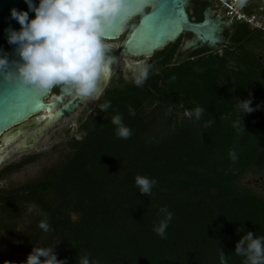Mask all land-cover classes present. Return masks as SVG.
<instances>
[{
  "label": "trees",
  "instance_id": "1",
  "mask_svg": "<svg viewBox=\"0 0 264 264\" xmlns=\"http://www.w3.org/2000/svg\"><path fill=\"white\" fill-rule=\"evenodd\" d=\"M231 32L221 52L177 60L180 39L164 47L143 85L121 78L105 91L67 160L0 191V236L26 222L20 254L0 264H23L32 247L55 245L67 264L84 256L91 264H222V252L226 264H245L234 251L240 236L264 237V195L241 182L264 175V35L240 22ZM249 97L259 107L236 127L239 100ZM117 114L127 139L116 135ZM31 161L3 167L0 177ZM137 176L156 181L150 195L139 193ZM162 207L172 213L163 237L154 230ZM45 220L47 233L38 227Z\"/></svg>",
  "mask_w": 264,
  "mask_h": 264
},
{
  "label": "clouds",
  "instance_id": "2",
  "mask_svg": "<svg viewBox=\"0 0 264 264\" xmlns=\"http://www.w3.org/2000/svg\"><path fill=\"white\" fill-rule=\"evenodd\" d=\"M28 10L12 8L10 16L19 24V29L11 26L5 29L7 43L13 46L15 59L8 54H0V75L6 78L15 75L19 81L38 92L54 87H71L83 98L98 100L105 88L100 84V68L104 63L107 45L105 34L118 22H123L129 12L128 0H24ZM30 13L34 18H30ZM14 69V72H13ZM133 80L141 86L149 77V68L139 66L132 69ZM110 103L101 105L106 112ZM242 119L236 127L244 126V117L257 110L253 98L241 99L237 105ZM204 109L197 107L192 115L199 119ZM111 122L116 126L118 138L127 139L131 129L124 125L122 116L117 114ZM245 128V127H244ZM107 154V153H103ZM109 155V154H108ZM233 159L235 154L233 153ZM107 170V168H106ZM135 184L143 196L150 195L156 181L146 176H137ZM31 212L32 209L29 208ZM159 212L165 217L155 231L163 237L172 219L167 207ZM38 227L45 233L50 225L41 221ZM235 253L245 258V264H264V237L247 230L236 242ZM23 264H67L59 259L54 247H32ZM79 264H91L87 256L81 257ZM150 264V262H149Z\"/></svg>",
  "mask_w": 264,
  "mask_h": 264
},
{
  "label": "water",
  "instance_id": "3",
  "mask_svg": "<svg viewBox=\"0 0 264 264\" xmlns=\"http://www.w3.org/2000/svg\"><path fill=\"white\" fill-rule=\"evenodd\" d=\"M187 1L128 0L130 7L126 18L123 22L114 24L105 34L104 39H117L122 34L125 24L132 16L144 8H147L148 11L140 16L137 24L131 25L128 34L122 42L119 55L106 59L101 65L100 84H105V81L109 79L110 73H112L113 68L118 62L123 63L129 76H133L132 69L143 65L144 61H132L127 56H151L156 51L175 42L184 32L192 35V38L187 43L188 48L206 47L215 49L222 46L227 38L221 37L219 33L221 28L229 25V22L222 20L221 16L213 18L209 12L205 14L202 21L193 22L186 11ZM36 2L38 3V0ZM12 8L27 11L28 6L24 0H0V54H8L10 59H15L13 46L7 43L5 35L6 28L11 26L18 30L20 27L15 20L11 19L10 10ZM181 15L182 19L180 18ZM30 18H34L33 13H30ZM107 48L115 50V47ZM120 58H124L125 63ZM51 90L38 92L22 84L15 75L7 78L4 75H0V138L2 139L0 150L13 152L22 150L23 147H36L43 130L39 134H31L28 131L34 124H30L29 127L25 128L24 126L30 123L31 120L36 122L37 119H34V116H42V112L47 114L46 119H41L45 121V125L59 121L61 117H68L73 109L77 107L78 102H81L83 99L81 98L77 102H74L73 99L63 104L62 98L58 97L55 102H46V98L49 97ZM60 91L64 95H70L74 92L71 87L67 86L61 87ZM57 104L61 106L55 110L54 108ZM52 110L55 111L53 112ZM49 112L52 114L51 117L48 115ZM18 129L23 131V135H19L21 134L19 132L17 135L11 136ZM32 138H34V141L32 144H29ZM17 147L20 149H17ZM79 218V214L72 215L74 222H77ZM220 260L222 264H226L223 252L220 255Z\"/></svg>",
  "mask_w": 264,
  "mask_h": 264
},
{
  "label": "rangeland",
  "instance_id": "4",
  "mask_svg": "<svg viewBox=\"0 0 264 264\" xmlns=\"http://www.w3.org/2000/svg\"><path fill=\"white\" fill-rule=\"evenodd\" d=\"M248 6L249 3L259 2V7L264 8V1L261 0H244ZM147 8L141 9L137 14L132 16L124 26L122 34L115 40L104 39L107 47H115L118 49L120 44L124 41L125 36L128 34L131 25L137 24L140 16L146 12ZM252 14L256 16L257 19H262L264 17V10L261 11L258 8L252 9ZM223 11V10H222ZM219 10L217 13H223ZM223 15L221 14V17ZM225 18V16H224ZM223 20L228 21L226 18ZM229 22V21H228ZM229 24H231L229 22ZM181 38V37H180ZM161 51V50H160ZM158 51L157 53H160ZM156 53V52H155ZM154 53V54H155ZM153 54V55H154ZM132 61H139L145 59V66L148 68L152 66V60L150 57H128ZM124 79L125 81H134L133 76H129L124 68L123 63L118 62L113 68L110 79L107 83L106 88L116 86L120 84L119 79ZM73 94H76L73 92ZM71 96H68L69 98ZM97 100H91L88 98H83L79 106L70 114L68 117H61L59 121L52 122L51 124L45 126L43 120L38 119L41 115L34 116L36 123L28 131L31 134H39L42 130V134L38 141L36 147H31L27 149H22L18 151H4L0 150V170L13 163H17L25 158L33 157V161L25 164L20 170L13 173L2 172L0 177V191H6L9 189L17 188L25 183L39 179L44 171L51 167L53 164L61 163L67 160L72 154V148L69 144L72 138L79 139L81 136V131L79 129L83 121L95 111ZM252 176L256 177L252 173H247L241 178V182L245 183L252 181ZM264 177V175L262 174ZM258 184V183H257ZM255 191L264 195V189H260L258 186L254 188ZM26 225L24 221L16 231H11L5 235V237L0 236V260L6 261L11 257H15L20 254V242L22 241L23 229Z\"/></svg>",
  "mask_w": 264,
  "mask_h": 264
},
{
  "label": "flooded vegetation",
  "instance_id": "5",
  "mask_svg": "<svg viewBox=\"0 0 264 264\" xmlns=\"http://www.w3.org/2000/svg\"><path fill=\"white\" fill-rule=\"evenodd\" d=\"M261 1H264V0H261ZM258 9L261 10V11L264 10V8L262 6L258 7ZM219 10L222 11L223 9H221L219 7V5L214 0H188L187 1V5H186V11H187V13L189 15L190 20L193 21V22L202 21L204 16H205V14L207 12H209L210 15L213 18H215L216 16H221V14L223 15L222 17L224 18V10L222 11L223 13L218 14L217 12ZM147 11H148V9L146 10V12ZM246 11H248L247 8H246ZM231 25H232V23L229 24V25L224 26L223 28H221L220 33H219L220 36L221 37H226L227 39L225 40V43L222 46H219V47H217L215 49H209V48H206V47H199V48H193V49L192 48H188L187 43L192 38V35L190 33H187V32L182 33L178 37V39H180V45H179V52L177 54L176 59L177 60H181V59H184V58H193V57H198V56H202V55H207V54L214 53V52H217V51L221 52L224 47H227L231 43L230 42L231 41V34H232ZM121 45H122V43L120 44L118 49L114 50V51H113L112 48H107L106 54H105V60L109 59V58H112L115 55H119V50L121 48ZM162 50L163 49H161V51L159 50L160 53H157L158 51H156V53L154 55L148 56V57H150V60L153 61L152 62L153 64H155L157 61H159L162 58V56H161ZM128 57H130V56H128ZM145 57H147V56H145ZM120 59L122 61H124V58H120ZM142 60L144 61L143 66H145V60L144 59H142ZM124 63H125V61H124ZM263 64H264V57H263ZM110 76H111V73H110ZM109 79H110V77H109ZM109 79H107L105 81V84H101V86H103L105 88V91L107 89L111 88V87L106 88V84H107V81ZM112 87H114V86H112ZM60 88L61 87L52 88L49 97L46 98V102L52 103V102H55L58 97H61L62 98V103L66 104L70 100L74 99V102H77V101H80L81 98H83V97H80L77 94H73V93L70 94V95H64V94L61 93ZM105 91H104V93H105ZM68 96H71V97L67 98ZM98 100H100V99H98ZM98 100H97V102H98ZM79 104H80V102H78L77 107L79 106ZM96 105H97V103H96ZM60 106H61L60 104H57L54 109L57 110V109L60 108ZM77 107H75V109ZM95 108H96V106H95ZM75 109H73V111ZM55 110H52V111L54 112ZM73 111L71 113H73ZM42 115H43V113H42ZM43 122H45V121H43ZM35 123L36 122L34 120H31V122L27 124L28 126L25 125L24 128L25 127H29L30 124H35ZM19 132L21 133L19 135H23V131L18 129L16 131V133L12 134L11 136H15ZM33 141H34V138H32V141L29 144H32ZM0 142H2L1 138H0ZM26 148H29V147H23L22 149H26ZM17 149H20V148L17 147ZM252 178H253L252 181H248V182H245V183L242 182V183L244 185H246L247 187L252 188V189H254L256 186H258L261 190L264 189V177L262 175H257L256 177L252 176Z\"/></svg>",
  "mask_w": 264,
  "mask_h": 264
},
{
  "label": "built area",
  "instance_id": "6",
  "mask_svg": "<svg viewBox=\"0 0 264 264\" xmlns=\"http://www.w3.org/2000/svg\"><path fill=\"white\" fill-rule=\"evenodd\" d=\"M230 23H246L251 29L262 31L264 35V17L260 20L254 14L246 11L247 4L244 0H214Z\"/></svg>",
  "mask_w": 264,
  "mask_h": 264
},
{
  "label": "bare ground",
  "instance_id": "7",
  "mask_svg": "<svg viewBox=\"0 0 264 264\" xmlns=\"http://www.w3.org/2000/svg\"><path fill=\"white\" fill-rule=\"evenodd\" d=\"M121 31H122V30H121ZM42 113H43V115L41 116V118H42V119H43V118L46 119V115H47V114H46L45 112H42ZM48 115L51 117V116H52L51 112H49ZM41 118H40V119H41ZM51 123H52V122H51ZM51 123H50V124H51ZM48 125H49V124H48ZM45 126H47V125H45Z\"/></svg>",
  "mask_w": 264,
  "mask_h": 264
},
{
  "label": "snow or ice",
  "instance_id": "8",
  "mask_svg": "<svg viewBox=\"0 0 264 264\" xmlns=\"http://www.w3.org/2000/svg\"><path fill=\"white\" fill-rule=\"evenodd\" d=\"M180 18H181V19L183 18V17H182V15H181V17H180Z\"/></svg>",
  "mask_w": 264,
  "mask_h": 264
}]
</instances>
